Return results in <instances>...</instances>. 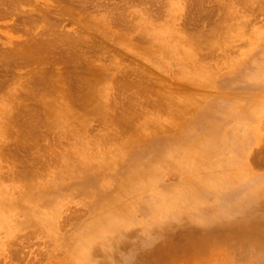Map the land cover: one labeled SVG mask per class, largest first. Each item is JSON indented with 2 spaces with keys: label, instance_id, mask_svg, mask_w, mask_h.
<instances>
[{
  "label": "rangeland",
  "instance_id": "obj_1",
  "mask_svg": "<svg viewBox=\"0 0 264 264\" xmlns=\"http://www.w3.org/2000/svg\"><path fill=\"white\" fill-rule=\"evenodd\" d=\"M0 3V264H264V0Z\"/></svg>",
  "mask_w": 264,
  "mask_h": 264
},
{
  "label": "bare ground",
  "instance_id": "obj_2",
  "mask_svg": "<svg viewBox=\"0 0 264 264\" xmlns=\"http://www.w3.org/2000/svg\"><path fill=\"white\" fill-rule=\"evenodd\" d=\"M1 4V3H0ZM14 7V6H13ZM13 9V8H12ZM14 11V10H13ZM225 15V14H224ZM40 22V21H39ZM30 23V22H29ZM197 36V35H196ZM7 55V54H6ZM7 60V59H6ZM65 116V115H64Z\"/></svg>",
  "mask_w": 264,
  "mask_h": 264
}]
</instances>
